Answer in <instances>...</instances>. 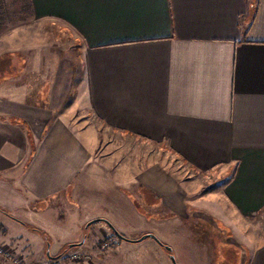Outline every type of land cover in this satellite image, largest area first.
<instances>
[{"label": "crops", "instance_id": "obj_1", "mask_svg": "<svg viewBox=\"0 0 264 264\" xmlns=\"http://www.w3.org/2000/svg\"><path fill=\"white\" fill-rule=\"evenodd\" d=\"M15 1L21 25L0 0V245L34 263L53 244L32 228L61 246L92 220L108 223L91 239L157 234L136 226L152 219L217 264L194 237L202 207L239 264H264V0ZM32 22L58 34L34 41ZM172 163L226 176L222 192L194 200Z\"/></svg>", "mask_w": 264, "mask_h": 264}, {"label": "rangeland", "instance_id": "obj_2", "mask_svg": "<svg viewBox=\"0 0 264 264\" xmlns=\"http://www.w3.org/2000/svg\"><path fill=\"white\" fill-rule=\"evenodd\" d=\"M7 5L10 10L8 20L13 23H20L21 25L22 22L20 21L23 17L20 13L21 8L19 2H16L15 0H9ZM28 24L29 23L23 26L27 27V32L32 33L34 41L40 39H43L45 41L47 37H49L50 41H53V36L58 34V31H55L54 27L42 26L40 24H37L36 22H32L31 26H28ZM62 43V48H69V46L67 45V40L64 39ZM75 119L77 120V122L80 121V124H83V126H90L97 130L100 129L103 132L105 130L102 129L103 127L100 122L93 115H91V113L86 112V110L78 111ZM111 142L116 146L123 144L135 147V144L131 143L130 140L118 139V137L112 139ZM169 166L173 168L171 171L172 173L185 181L186 184L191 185L194 191L198 190V194H194V200L200 199V197L204 195L211 196V193L215 194L216 192H222L223 184L226 182V176H221L216 173L191 175V172L189 173V171L181 168L176 163H172V166ZM190 210L201 212L198 213L199 215L197 216H199V218H202L201 220H199L202 226L199 225L200 228L198 234H196L194 237L197 238L203 236L204 238H206L205 235L211 236L215 240L214 243H211L210 239H208V241L209 244L214 247V252L217 251V248L219 247V253L217 252V254H221V252H223L224 250H226L229 254L231 253L230 257H226L224 262L223 260H219L217 261V264H239V254L236 249L228 244H223L227 242V238L231 233L228 234V232L225 231L223 233L217 228L214 229L213 226L215 224L218 225V228L225 227L222 224L218 223L216 220L207 219L209 217H207V215L205 214H202L203 212H205L204 208L190 207ZM65 212L66 211H64V213ZM88 223L89 222L81 227L82 229H84L85 227L88 229L82 230L78 238L75 237L74 239H72V241L76 240L74 241L75 247L73 246L72 249L68 248V245L71 243L67 242L65 244H62L61 246H56L57 239H60L62 235L59 233L55 234L49 227L47 228V226H44V229H46V231H48L50 235L52 234V237H50V242L53 244V248H51V250L49 249L50 258H48V256L46 255L47 249H45L44 255H42L41 259L35 261L34 263H27V261L24 260L21 256V254L23 255L24 252L22 253L21 251L11 249L10 247L6 246V248L11 252V258L0 257V264H173L170 258V254L168 253L166 248L162 247L156 240L148 238L139 243H127V241L121 240L119 237L114 236V233L108 235H98L94 238L92 237L91 239L90 233L95 230L94 227L98 224L96 223L87 227ZM152 224H154V222L151 219L148 220L146 224H136V226L142 229L144 225H147L146 229H152L151 231H155V233H157L155 234L157 238L162 243L170 246L173 249V254L176 258L177 264H204V262L201 261V255L198 251L187 250L183 248V242H181V240H173L176 239L178 235H172L171 238L169 235L171 233L168 234V238L162 236V232L160 231L170 230L169 228L167 229L165 227H162V229H158L157 226L156 228H154L155 226H153ZM134 231L137 232V228ZM144 235L146 234H130L123 236L127 239L135 241L142 238ZM84 237L89 238V240H87L88 242L85 245L86 247L78 248L77 243L81 242ZM161 238L163 240H161ZM61 243H63V241H61ZM169 243H172V246Z\"/></svg>", "mask_w": 264, "mask_h": 264}, {"label": "trees", "instance_id": "obj_3", "mask_svg": "<svg viewBox=\"0 0 264 264\" xmlns=\"http://www.w3.org/2000/svg\"><path fill=\"white\" fill-rule=\"evenodd\" d=\"M24 2H25L24 7L27 8L26 10H28V8H29V2H28V0H24ZM0 11H1V10H0ZM0 18H1V12H0ZM100 222H103V220H101ZM95 224H96V223H95ZM85 229H88V228L85 227ZM112 229H113L114 236L119 237L121 240H123L122 237H124V236H123L122 234H120L119 232H117L114 228H112ZM32 230H33V231H36V232H38V233H40V234L45 238V240H46V242H47L48 245L51 244L49 237H48L44 232H42L41 230L36 229V228H32ZM223 244H224V243H223ZM73 246H74V245L69 244V245H68V248L72 249ZM165 246H166V244L163 243V246H162V247H165ZM74 247H75V246H74ZM224 248H225V247H224ZM217 252L219 253V247L217 248V251H215L216 255L218 256L217 261L222 260L223 256H224L225 259H226V257L229 258L230 255H231V253H230V254L227 253L226 250H224L223 252H221V254H217ZM168 253L170 254V256H171V255H174V254H173V250H172L171 252L168 251ZM225 262H226V261H225ZM217 263H218V262H217Z\"/></svg>", "mask_w": 264, "mask_h": 264}, {"label": "water", "instance_id": "obj_4", "mask_svg": "<svg viewBox=\"0 0 264 264\" xmlns=\"http://www.w3.org/2000/svg\"><path fill=\"white\" fill-rule=\"evenodd\" d=\"M100 221H101V219L92 220V221H90L88 223L87 227H89L90 225H93L95 223H98ZM103 221L107 222L106 220H103ZM122 238H123L124 241H127V242H142V241H144V240H146L148 238H151L153 240H156L161 246H163V243L157 238V236L155 234H146L142 238H140L138 240H135V241L127 239L126 237H122ZM164 248H166V250L169 251V252H171L173 250L170 246H167V245ZM170 258H171L173 264H177L176 258H175L174 255H171Z\"/></svg>", "mask_w": 264, "mask_h": 264}, {"label": "built area", "instance_id": "obj_5", "mask_svg": "<svg viewBox=\"0 0 264 264\" xmlns=\"http://www.w3.org/2000/svg\"><path fill=\"white\" fill-rule=\"evenodd\" d=\"M0 257L11 258V252L4 245H0Z\"/></svg>", "mask_w": 264, "mask_h": 264}]
</instances>
